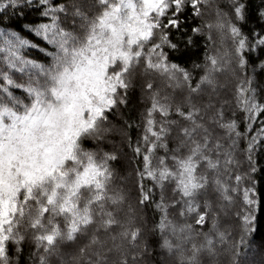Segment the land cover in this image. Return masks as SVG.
Instances as JSON below:
<instances>
[{
  "label": "snow or ice",
  "instance_id": "obj_1",
  "mask_svg": "<svg viewBox=\"0 0 264 264\" xmlns=\"http://www.w3.org/2000/svg\"><path fill=\"white\" fill-rule=\"evenodd\" d=\"M258 171L264 0H0V264H264Z\"/></svg>",
  "mask_w": 264,
  "mask_h": 264
},
{
  "label": "trees",
  "instance_id": "obj_2",
  "mask_svg": "<svg viewBox=\"0 0 264 264\" xmlns=\"http://www.w3.org/2000/svg\"><path fill=\"white\" fill-rule=\"evenodd\" d=\"M132 103L136 104V100L134 99ZM133 135H135V133H133ZM254 179L258 180L256 187L258 189L259 199L261 200L257 215L259 217V222L264 226V171H258ZM262 233H264V227L261 228V231L257 232L256 239L253 243H259Z\"/></svg>",
  "mask_w": 264,
  "mask_h": 264
}]
</instances>
